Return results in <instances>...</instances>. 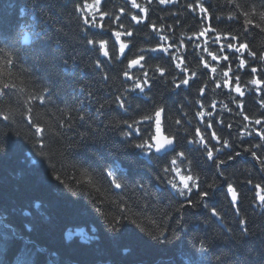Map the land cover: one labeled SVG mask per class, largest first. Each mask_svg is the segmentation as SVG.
Returning a JSON list of instances; mask_svg holds the SVG:
<instances>
[{"label":"trees","instance_id":"1","mask_svg":"<svg viewBox=\"0 0 264 264\" xmlns=\"http://www.w3.org/2000/svg\"><path fill=\"white\" fill-rule=\"evenodd\" d=\"M0 17V264H264V0H3Z\"/></svg>","mask_w":264,"mask_h":264},{"label":"snow or ice","instance_id":"2","mask_svg":"<svg viewBox=\"0 0 264 264\" xmlns=\"http://www.w3.org/2000/svg\"><path fill=\"white\" fill-rule=\"evenodd\" d=\"M133 6H135V5H133ZM135 19H136V17H133V20H135ZM116 35H117V37H119V33H116ZM89 42H90V41H89ZM104 47H105V45H104L103 43H101V44H100V49H104ZM124 47H125L124 45H121V51H123V48H124ZM152 51H156V49H152ZM103 55L107 57L109 54H108L107 51H104V52H103ZM215 58H216V57L213 56V59H215ZM225 58H226V57H225ZM141 59H143V57H141ZM137 63H138V61H136V60H133V61L131 62L132 65H135V64H137ZM241 64H243V61H241ZM177 67H179V65H177ZM213 70H214V69H213ZM253 71H255V69H253ZM225 75H227V73H225ZM145 83H147V81H145ZM182 83L186 85V84L188 83V81H187V80H183ZM253 83H255V81H253ZM136 87H137L138 89L140 88V84H139V82L136 83ZM157 116H159V113H157ZM128 127L131 128L132 125L129 124ZM207 127L211 128L212 126H211V124H208ZM157 131H159V128L157 129ZM124 135H125V137L127 138L128 134L125 133ZM196 135L201 137L200 142H201L202 144H204V147H205V150H206V153H207V158H208L209 160H212V159H213V150H212V148L209 147V146L207 145V143L204 141V137L201 135V133H200L199 130H197ZM211 139H213V140H217V143H220V141H219V139H218L217 134H216L215 131L212 132ZM166 143H167L168 145H172V144H173V141H172V140H167ZM189 143H192V141H189ZM135 146H136L137 148H143V147H144V144H137V145H135ZM223 147H228V141H227V140L223 141ZM162 149H164V144H157V147H156L157 152H160ZM219 151H220V148L217 147V148H216V152H219ZM180 155L183 156V153H180ZM223 162H224L223 160H221L219 157H217V160H216V164H217V165H219V164H221V163H223ZM171 163H172V164H176V160L173 159V160L171 161ZM163 172H164L165 174H167V173L169 172V169H168V168H164V169H163ZM191 179H192V176H191V175H188V176H186V177H185V176H181V182L184 184V188H183V189L177 188V185H176L173 181H171V180L168 181V184L171 186L172 189H174V190L176 191V193H177L178 196H180V197H187V196H188V192L191 191V188L189 187V185H188V183H187V180H191ZM116 187H120V185H119V184H116ZM209 187H214V185H209ZM185 189H188V192H186ZM228 191H229L230 193L233 194V200H235V193L233 192V189L231 188V186H229ZM203 195H204V196H207L208 193L205 192ZM197 206H199V201H197ZM213 215H215L214 212H213Z\"/></svg>","mask_w":264,"mask_h":264},{"label":"water","instance_id":"3","mask_svg":"<svg viewBox=\"0 0 264 264\" xmlns=\"http://www.w3.org/2000/svg\"><path fill=\"white\" fill-rule=\"evenodd\" d=\"M167 140H169V139L164 138L161 132H158L156 134V137L154 139L155 148L157 147V144H164V149H162L160 152H157V153H162L164 151H169V150H171L173 148V144L172 145H168L166 143Z\"/></svg>","mask_w":264,"mask_h":264}]
</instances>
